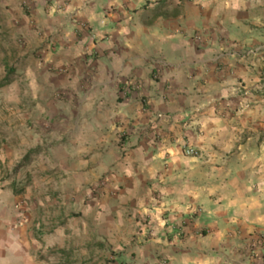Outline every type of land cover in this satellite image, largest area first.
Masks as SVG:
<instances>
[{
  "label": "crops",
  "instance_id": "1",
  "mask_svg": "<svg viewBox=\"0 0 264 264\" xmlns=\"http://www.w3.org/2000/svg\"><path fill=\"white\" fill-rule=\"evenodd\" d=\"M242 19L235 0H0V264H264Z\"/></svg>",
  "mask_w": 264,
  "mask_h": 264
},
{
  "label": "rangeland",
  "instance_id": "2",
  "mask_svg": "<svg viewBox=\"0 0 264 264\" xmlns=\"http://www.w3.org/2000/svg\"><path fill=\"white\" fill-rule=\"evenodd\" d=\"M238 9L243 13V27L239 30V38L244 41V53L252 49L253 54L264 71V0H235ZM259 87L254 91L241 87V97L244 108L253 103L251 94L259 96L261 117L264 116V74L260 75ZM262 129L264 126L262 125Z\"/></svg>",
  "mask_w": 264,
  "mask_h": 264
},
{
  "label": "built area",
  "instance_id": "3",
  "mask_svg": "<svg viewBox=\"0 0 264 264\" xmlns=\"http://www.w3.org/2000/svg\"><path fill=\"white\" fill-rule=\"evenodd\" d=\"M182 150L187 155H192V156L199 155V150L194 148V147H192V146L185 145V146H183Z\"/></svg>",
  "mask_w": 264,
  "mask_h": 264
},
{
  "label": "trees",
  "instance_id": "4",
  "mask_svg": "<svg viewBox=\"0 0 264 264\" xmlns=\"http://www.w3.org/2000/svg\"><path fill=\"white\" fill-rule=\"evenodd\" d=\"M264 70V69H263ZM7 80V79H6Z\"/></svg>",
  "mask_w": 264,
  "mask_h": 264
}]
</instances>
